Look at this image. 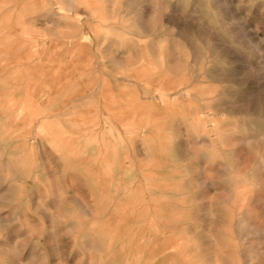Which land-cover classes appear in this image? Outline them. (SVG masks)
Returning a JSON list of instances; mask_svg holds the SVG:
<instances>
[{
  "label": "rangeland",
  "instance_id": "obj_1",
  "mask_svg": "<svg viewBox=\"0 0 264 264\" xmlns=\"http://www.w3.org/2000/svg\"><path fill=\"white\" fill-rule=\"evenodd\" d=\"M62 1L0 0V264H264V0Z\"/></svg>",
  "mask_w": 264,
  "mask_h": 264
},
{
  "label": "bare ground",
  "instance_id": "obj_2",
  "mask_svg": "<svg viewBox=\"0 0 264 264\" xmlns=\"http://www.w3.org/2000/svg\"><path fill=\"white\" fill-rule=\"evenodd\" d=\"M113 1V0H112ZM135 1V0H134ZM200 0H198V2H199ZM210 1H212V0H210ZM215 3V6H213V8L214 7H217L218 6V8H219V5L218 4H220V2H218L217 0H213ZM56 2V1H55ZM55 2L53 3V4H51L50 6H46L45 4V8L44 9H46L47 11H48V13H49V20L50 21H54V23H57L58 24V26H57V24H56V27H59V20L61 19H63L62 17H64V16H66V15H73V19H74V17H75V19L77 18V24L79 25L78 26V28L79 27H81V30H82V34H80L81 36H83L82 37V39H84L85 38V40L87 41V38H88V32L86 31V28H87V25H88V20H85L84 18H83V16H84V14H80L78 11L80 10L78 7H80V6H78L77 8L79 9L78 11H77V8L75 7V4H76V0H63L62 1V3L60 4V5H56L55 4ZM107 2V1H106ZM115 2V1H114ZM119 2H120V0H119ZM146 2V1H145ZM149 2H150V0H149ZM169 2V1H168ZM194 2H195V0H194ZM222 2V1H221ZM224 2V1H223ZM58 4H59V1L57 2ZM110 3V2H109ZM121 3V2H120ZM152 3H154L155 4V1L153 2V1H151V5L153 6L154 4H152ZM170 3V2H169ZM189 3H191V2H189ZM193 3V2H192ZM228 3V2H227ZM230 3V2H229ZM108 4V3H107ZM115 5L117 4L116 2L114 3ZM157 4V3H156ZM155 4V5H156ZM159 4V3H158ZM174 4V3H173ZM115 5H114V8H115ZM201 5H202V3H201ZM88 6V5H87ZM108 6V5H107ZM120 6H122V4H120ZM124 6H126V8L129 10V12H131V13H127L128 12V10H127V12H126V9H125V12L127 13L126 15L128 16H133V13H136V16H133V20H134V22H136L137 24H138V28H139V35H143V34H152L154 31H155V29H154V31L152 32V30H151V27H150V23L148 22V21H146V11H144V7L142 6V4H140V3H138V4H136V5H133V0H125L124 1ZM151 6V7H152ZM162 6V5H161ZM167 6V5H166ZM170 6H171V4H170ZM207 6H210V5H208L207 4ZM227 6V5H226ZM85 7V6H84ZM117 7V6H116ZM155 7V6H154ZM153 7V8H154ZM178 7V6H177ZM183 7V6H182ZM195 7V9L196 8H198V7H196V6H194ZM200 7V6H199ZM212 7V6H211ZM87 8V7H86ZM103 8V7H102ZM119 8V7H118ZM125 8V7H124ZM150 8V7H149ZM157 8H159L158 6H157ZM156 8V9H157ZM175 8V7H174ZM191 8V7H190ZM204 7H202L201 9H203ZM61 9H63L64 11L66 10L67 12H63ZM85 9V8H84ZM91 9V8H90ZM116 9V8H115ZM120 9V8H119ZM176 9V8H175ZM187 9V8H186ZM87 10V9H86ZM111 10V9H110ZM114 9H112V11H113ZM155 10V9H154ZM159 10H161V8L159 9ZM158 10V11H159ZM177 10V9H176ZM179 10V9H178ZM183 10V9H182ZM216 10H217V8H216ZM215 10V11H216ZM111 11V12H112ZM115 11V10H114ZM117 11V10H116ZM150 11V10H149ZM164 11V10H163ZM187 11V10H186ZM190 11V10H189ZM203 11V10H202ZM88 12H90V14H91V11H89L88 10ZM171 12V11H170ZM199 12V11H198ZM83 13H86L85 11L83 12ZM116 13V12H115ZM115 13H113V14H115ZM119 13V12H118ZM117 13V14H118ZM160 13V12H159ZM184 13V12H183ZM189 13V12H188ZM191 14H192V12H190ZM194 13V12H193ZM203 12H201V14H202ZM214 13H220L219 11L217 12H214ZM40 14V13H39ZM88 14V13H87ZM158 14V13H157ZM170 14V13H169ZM190 14V15H191ZM83 15V16H82ZM125 15V16H126ZM160 15V14H159ZM189 15V14H188ZM220 15V14H219ZM94 16V15H93ZM97 16V15H96ZM102 16V15H101ZM119 16H120V13H119ZM150 16V15H149ZM164 16H165V14H164ZM195 16V15H194ZM191 17V19L193 18H196V17ZM208 16V15H207ZM215 16H216V14H215ZM68 17V16H67ZM86 17V16H85ZM121 17V16H120ZM152 17H154V16H152ZM155 17H156V19H158L159 20V18H157L158 16H156V14H155ZM162 17V16H161ZM160 17V18H161ZM174 17V16H173ZM173 17L172 18H169V15L167 16V18L165 19L166 20V24L168 23V24H174V25H177L178 26V22L176 23L175 22V20L173 19ZM176 17V16H175ZM184 17V16H183ZM187 18H190V16H186ZM198 17V16H197ZM200 17H201V15H200ZM89 18H91V17H89ZM96 18H99V16L98 17H96ZM114 18H115V16H114ZM199 18V17H198ZM202 18H203V14H202ZM234 18V17H233ZM65 19V18H64ZM68 19H69V17H68ZM74 19V20H75ZM118 19V18H117ZM190 19V20H191ZM197 19V18H196ZM195 19V20H196ZM218 19H219V17H218ZM222 19V18H221ZM220 19V20H221ZM162 20V19H161ZM187 20V19H186ZM194 20V21H195ZM198 20V19H197ZM216 20V19H215ZM223 20V19H222ZM157 21V20H156ZM189 21V20H188ZM193 21V20H192ZM200 21V20H199ZM199 21H197V22H199ZM204 21H206V16H205V20ZM52 22H51V24H52ZM162 22V21H161ZM196 22V21H195ZM206 22H208V21H206ZM159 23H160V21H159ZM158 23V24H159ZM180 23V22H179ZM190 23V22H189ZM189 23H188V25H189ZM72 24V23H71ZM101 24V23H100ZM150 24V25H149ZM152 24H154V23H152ZM183 24H184V22H183ZM199 24H200V22H199ZM198 24V26H200ZM96 25V24H95ZM160 25H162V24H160ZM160 25L158 26L157 25V27H159V28H161L160 27ZM197 25V24H196ZM203 25V24H202ZM211 25V24H210ZM212 25H214V24H212ZM172 26V25H171ZM184 26V25H183ZM51 27V26H50ZM55 27V26H54ZM65 27V29H66V26H64ZM94 27V26H93ZM164 27V26H163ZM188 27V26H187ZM227 27H228V25H227ZM61 28V27H60ZM59 28V29H60ZM68 28V27H67ZM135 28V27H134ZM178 28H180L179 26H178ZM206 28H207V26H206ZM211 28V27H210ZM125 29H127V28H125ZM170 29V28H169ZM175 29V28H174ZM174 29H172V31L174 30ZM182 29H184V28H182ZM182 29H181V31H182ZM200 29H201V27H200ZM199 29V30H200ZM203 29V28H202ZM201 29V30H202ZM97 30V29H96ZM127 30H130V29H127ZM188 29H185V31H187ZM207 30V29H206ZM93 31V30H92ZM216 31V30H215ZM68 32V31H67ZM129 32H132V30L131 31H129ZM134 32V31H133ZM169 32V31H168ZM184 32V31H183ZM188 32H189V30H188ZM200 32H202V31H200ZM217 32V31H216ZM74 33V32H73ZM73 33H70V34H72V37H73ZM170 33V32H169ZM217 33H219V32H217ZM68 34V33H67ZM89 34H91V33H89ZM96 34H97V32H96ZM95 34V35H96ZM99 34V33H98ZM97 34V35H98ZM185 34H186V32H185ZM204 34H205V32H204ZM179 36H181V34H178ZM187 35H189V34H186L185 36H187ZM218 35V34H217ZM219 35H220V33H219ZM191 36V35H190ZM190 36L188 37V39H190ZM222 36V35H221ZM220 36V37H221ZM70 37H71V35H70ZM74 37H75V34H74ZM89 37H91V35H89ZM148 37V36H147ZM150 37V36H149ZM176 37V36H175ZM144 38V37H143ZM192 38V37H191ZM218 38V37H217ZM216 38V39H217ZM76 39V38H75ZM74 39V40H75ZM81 39V38H80ZM183 40H184V38H182ZM74 40H73V42H74ZM186 40V39H185ZM89 41H90V39H89ZM88 41V42H89ZM92 41V40H91ZM128 41H130V40H128ZM187 41V40H186ZM191 41V40H190ZM189 41V42H190ZM195 41V40H194ZM220 41V40H219ZM226 41V40H225ZM35 42H37V41H35ZM148 42V41H147ZM221 42V41H220ZM223 42V41H222ZM38 43V42H37ZM77 43V42H76ZM79 43V42H78ZM82 43H84V42H82ZM81 43V44H82ZM228 43V42H227ZM133 44V43H132ZM142 44H143V42H142ZM159 44V43H158ZM76 45H79V44H76ZM113 45V44H112ZM174 45V44H173ZM81 46H87V44H85V45H81ZM100 46V45H99ZM143 46H146L145 45V42H144V45ZM172 46V45H171ZM192 46V45H191ZM195 46V45H194ZM208 46V45H207ZM37 47V46H36ZM113 47V46H112ZM159 47H160V45H159ZM158 47V48H159ZM162 47V46H161ZM173 47V46H172ZM80 48H82V47H80ZM146 49H148L147 47H145ZM145 48H144V51H145ZM171 48V47H170ZM179 48V47H178ZM223 48V47H222ZM101 49V48H100ZM104 49H106V48H104ZM154 49V48H153ZM163 49V51H164V48H162ZM161 49V50H162ZM201 49V48H200ZM235 49V48H234ZM45 50H46V48H45ZM80 50H82V49H80ZM160 50V48H159V51H161ZM177 51H178V49H176ZM175 50V51H176ZM194 50H195V48H194ZM213 50V49H212ZM158 51V52H159ZM181 51V50H180ZM180 51H178V52H180ZM200 51V50H199ZM210 51V50H209ZM45 52V51H44ZM83 52V51H82ZM162 52V51H161ZM170 52H171V50H170ZM170 52H168V53H164V55L165 56H168V55H171L172 54V52L170 53ZM181 53V52H180ZM184 53V52H183ZM188 53H189V51H188ZM150 55V54H149ZM181 55V54H180ZM188 55H190V54H188ZM188 55H186V57L188 56ZM196 55V54H195ZM204 55V54H203ZM211 55H212V53H211ZM159 56V55H158ZM157 56V57H158ZM183 56H184V54H183ZM191 56V55H190ZM151 57V56H150ZM156 57V56H155ZM156 57V58H157ZM198 57H199V55H198ZM164 58V57H163ZM166 58V57H165ZM174 58V57H173ZM193 58H194V56H193ZM207 58V57H206ZM83 59H84V57H83ZM86 59V58H85ZM158 59V58H157ZM156 59V60H157ZM172 59V58H171ZM178 59V58H177ZM176 58H175V61L177 60ZM180 59V58H179ZM187 59V58H186ZM195 59V58H194ZM199 59V58H198ZM72 60V59H71ZM79 60H80V58H79ZM78 60V61H79ZM87 60V59H86ZM189 60H192V58H190L189 57ZM130 61V60H129ZM159 61V60H158ZM157 61V62H158ZM181 61V60H180ZM201 61V60H200ZM74 62H77V61H75L74 60ZM74 62L72 61V63L74 64ZM88 62V61H87ZM149 62H151V61H149ZM156 62V61H155ZM156 62V63H157ZM192 62V61H191ZM209 62V61H208ZM67 63H69V62H67ZM66 63V64H67ZM79 63V62H78ZM84 63H86V62H84ZM83 62H82V64L83 65H85ZM92 63V62H91ZM187 64H188V62H186ZM194 63V62H193ZM128 64V63H127ZM158 64V63H157ZM178 64H179V62H178ZM181 64V63H180ZM72 65V64H71ZM86 65H87V63H86ZM85 65V66H86ZM159 65V64H158ZM174 65V64H173ZM185 65V64H184ZM184 65L182 66V67H184ZM68 66H69V64H68ZM73 66V65H72ZM78 66H80V64L79 65H77V66H75L76 68L78 67ZM88 66H90L89 64H88ZM100 66L101 65H99V68H100ZM161 66V65H160ZM159 66V67H160ZM169 66H170V63H169ZM187 66V65H186ZM189 66V65H188ZM187 66V67H188ZM204 66V65H203ZM202 66V67H203ZM74 67V68H75ZM82 67H84V66H82ZM164 67V66H163ZM162 67V68H163ZM166 67V66H165ZM181 67V68H182ZM199 67V66H198ZM170 68H171V66H170ZM189 68V67H188ZM78 69V68H77ZM101 69V68H100ZM104 68H102V70H103ZM161 69V68H160ZM207 69V68H206ZM176 70V69H175ZM201 70V69H200ZM101 71V70H100ZM123 71V70H122ZM161 71V70H160ZM178 73H179V71L178 70H176ZM184 71V73L186 72L185 70H183ZM206 71V70H205ZM212 71V70H211ZM119 72H121V71H119ZM159 72V71H158ZM175 73V78H177L178 77V79H176V81L174 82V84H175V93L173 94V95H175V97H176V100H182L185 104H187V103H189V104H191L192 103V97H191V94L193 93V90H194V92L195 93H197V94H199V92L197 91V87H194V85H195V82H201L202 80H201V78L203 77V74L202 75H199V77L197 76V77H192V80H191V78H190V75L189 76H187L186 75V73L185 74H183L182 76H177L176 77V74L178 75V73ZM200 72V71H199ZM203 71H201V73H202ZM209 72V71H208ZM207 72V73H208ZM214 72H216V71H214ZM213 71H212V73H214ZM163 73V72H162ZM171 73H173L172 71H171ZM182 73V72H181ZM197 73V72H196ZM206 73V74H207ZM218 73V72H217ZM180 74V73H179ZM188 74V73H187ZM208 75V74H207ZM210 75V74H209ZM214 75V74H213ZM212 75V76H213ZM111 76H113V75H111ZM149 77V76H148ZM179 77H181V78H179ZM48 78V77H47ZM57 78V77H56ZM124 79V78H123ZM128 79V78H127ZM131 79H134V78H131ZM49 80V79H48ZM178 80V81H177ZM204 81V80H203ZM211 81H212V79H211ZM101 82V81H100ZM214 82V81H213ZM105 83V82H104ZM140 83V82H139ZM144 83V82H143ZM146 83V82H145ZM208 83V82H207ZM95 84V83H94ZM100 84V83H99ZM132 84V83H131ZM194 84V85H193ZM221 84V83H220ZM193 85V86H192ZM100 86V85H99ZM103 86H105V85H103ZM106 86H107V84H106ZM210 86H212V85H210ZM109 88H110V86H109ZM131 88V87H130ZM142 90V89H141ZM140 90V91H141ZM202 91V90H201ZM208 91V90H207ZM155 92H157V91H155ZM141 93V92H140ZM203 93V92H202ZM154 94V93H153ZM157 94V93H156ZM164 94V93H163ZM213 94H215V93H213ZM201 95V94H200ZM122 96V95H121ZM149 96V95H148ZM156 97H157V95H155ZM166 96V95H165ZM210 97H211V95H210ZM164 99H165V97H164ZM163 99V100H164ZM193 99H194V97H193ZM213 99V98H212ZM159 100V99H158ZM162 100V99H161ZM200 100V99H199ZM208 100V99H207ZM194 101V100H193ZM202 101V100H201ZM206 101V100H205ZM204 102V101H203ZM164 103V102H163ZM207 103V102H206ZM203 104V103H202ZM155 105V104H154ZM175 105H176V103H175ZM188 105V104H187ZM204 106H205V104H203ZM214 105V104H213ZM212 105V107H211V109L212 108H218L217 106H213ZM185 106V105H184ZM208 108H209V105H206ZM205 106V107H206ZM237 106V105H236ZM197 107V106H196ZM224 107V106H223ZM222 106H221V108H223ZM239 107H241V106H239ZM183 108V107H182ZM204 108V107H203ZM225 108V107H224ZM199 109V108H198ZM201 109V108H200ZM204 109H206V108H204ZM220 109V108H219ZM238 109V108H237ZM175 110V109H174ZM187 110V109H186ZM195 110V109H194ZM206 110H208V109H206ZM205 110V111H206ZM217 110V109H216ZM215 110V111H216ZM240 110V109H239ZM255 110H257V109H255ZM202 111V110H201ZM241 112H242V110H240ZM203 112V111H202ZM260 112V111H259ZM222 113V112H221ZM205 113L203 112V113H201V116L202 117H204L203 115H204ZM189 115H190V117H191V113H189ZM195 115V114H194ZM198 115H199V113H198ZM197 115V116H198ZM237 115V114H236ZM242 115V114H241ZM195 117V116H194ZM247 117V116H246ZM200 118V117H199ZM215 118V117H214ZM217 118V117H216ZM218 118H220V117H218ZM197 119H198V117H197ZM205 119H207V118H205ZM204 119V120H205ZM188 120V119H187ZM215 120V119H214ZM255 120V119H254ZM259 120V119H258ZM257 120V121H258ZM219 121V120H218ZM189 122H190V119H189ZM199 122H202V121H199ZM253 122V121H252ZM256 122V121H255ZM260 122V121H259ZM206 123V122H205ZM222 123V122H221ZM238 123V122H237ZM254 123V122H253ZM184 124V123H183ZM192 124V123H191ZM194 124V123H193ZM203 124H204V122H203ZM207 124V123H206ZM225 123H223V125H224ZM233 124H234V122H233ZM250 124V123H249ZM220 125V124H219ZM230 125V124H229ZM228 125V126H229ZM202 126V125H201ZM189 127H191V126H189ZM217 127V126H216ZM223 127V126H222ZM222 127H221V129H222ZM233 127V126H232ZM232 127H231V129H232ZM192 128H193V126H192ZM204 128V127H203ZM229 129V128H228ZM193 130V129H192ZM224 130V129H223ZM194 131V130H193ZM207 131V130H206ZM205 131V132H206ZM226 131V130H225ZM195 132V131H194ZM204 132V131H203ZM218 132V131H217ZM223 132V131H222ZM253 132V131H252ZM258 132H259V130H258ZM196 133V132H195ZM206 134V133H205ZM221 134V133H220ZM260 134H262V132L260 133ZM196 135V134H195ZM222 135V134H221ZM256 135V134H255ZM263 135V134H262ZM252 136V135H251ZM205 137V136H204ZM203 137V138H204ZM220 137H222V136H220ZM198 138V137H197ZM206 138V137H205ZM208 138V137H207ZM241 138V137H240ZM245 138V137H244ZM225 139V138H224ZM247 138H245L244 140H246ZM209 140H211V139H209ZM227 141V140H226ZM225 142V141H224ZM244 142H246V141H244ZM246 143H248V141L246 142ZM262 156V155H261ZM263 158V157H262ZM264 159V158H263ZM261 163V162H260ZM259 165H261V164H259V162L256 164V166H259ZM264 165V164H263ZM262 165V166H263ZM254 167V166H253ZM256 168V167H255ZM257 169V168H256ZM253 173V172H252ZM253 175V174H252ZM234 176V175H233ZM254 176V175H253ZM252 176V177H253ZM250 177H251V175H250ZM255 177H256V174H255ZM229 178H230V176H229ZM233 179H235V178H237V177H232ZM244 178V177H243ZM246 178V177H245ZM248 178V177H247ZM231 179V178H230ZM240 179V178H239ZM252 179V178H251ZM232 180V179H231ZM243 180V179H242ZM247 180V179H246ZM254 180V179H253ZM229 181V180H228ZM240 181V180H239ZM251 181V180H250ZM230 182V181H229ZM237 184V181H233L232 180V186H235ZM235 193V192H234ZM231 194H233V193H231ZM237 194V193H236ZM231 198V197H230ZM232 200V199H231ZM237 208V207H236ZM240 217H241V215H240ZM234 218V217H233ZM240 221L241 220H239V223H240ZM243 221V220H242ZM236 222V221H235ZM234 222V225L236 224ZM244 222V221H243ZM238 223V224H239ZM244 224V223H243ZM240 225H241V223H240ZM243 226V225H242ZM236 227V226H235ZM239 228H240V230H241V228H242V230H244V229H246V228H244V226L243 227H239L238 226V231H239ZM244 228V229H243ZM241 230V231H242ZM237 231V233L238 234H240V232H238ZM243 232H245V230L243 231ZM255 232V231H254ZM241 236H243L244 234L241 232ZM246 234V233H245ZM238 236H240V235H238ZM248 236V235H247ZM244 238V237H243ZM245 238H246V236H245ZM244 238V239H245Z\"/></svg>",
  "mask_w": 264,
  "mask_h": 264
}]
</instances>
